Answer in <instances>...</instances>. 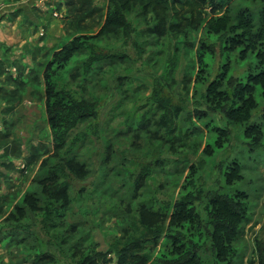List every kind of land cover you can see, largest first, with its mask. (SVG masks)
<instances>
[{"label":"rangeland","instance_id":"374dc122","mask_svg":"<svg viewBox=\"0 0 264 264\" xmlns=\"http://www.w3.org/2000/svg\"><path fill=\"white\" fill-rule=\"evenodd\" d=\"M21 1L0 0V4L5 2L8 8H16L21 6ZM75 1L23 0L28 12L40 17L39 24L51 20L45 26H57L60 36L55 37L47 49H37L33 65L23 66L22 74L19 71L15 81L10 79V88L0 92V101L10 105L7 113L0 115V122H6L0 131V264H32L42 253L53 257L54 262L49 259L37 264H77L81 250L88 244L102 253L101 258L108 260V264H116L119 258L110 243L125 234L127 227L126 233L131 232L130 211L135 210L138 203L157 208L164 204L163 199L174 201L187 191L195 192L190 175L194 166L196 171L201 165L200 176L197 179L198 174L195 175L194 180L201 183L199 202L204 205L207 191L215 189L218 173H229L228 165L232 160L241 163L238 173L241 177L235 176L229 183L224 176L219 178L227 191L250 192L251 216L237 249L243 257L241 264H251L256 260L254 237L264 222V94L255 82L264 69V41L252 43L246 38L247 41L240 39L242 43L229 44L233 33L241 37L242 28L215 31L208 21L211 16L223 15L214 10L221 5L222 10L230 8L233 13H250L251 21L262 25L258 31L257 27H249L254 40L261 29L264 31V20H258L264 13L263 0H194L193 8L184 4L191 0L174 1V5L169 4L171 0H162L164 2L157 3L159 8L145 11L140 5L133 11L121 7L128 17V28L123 31L118 24H112L110 29L116 33L90 42L105 53L121 55L123 62L114 68L105 66L107 74L103 83L106 87L98 83V89L94 90L100 107L91 127L85 122L77 124L69 131L67 145L58 151L54 149L43 112V99L35 93L43 94L48 87L46 83H52V79L66 83V87L79 94L93 91L90 85L78 82L84 75L81 66L87 57L85 53L73 55L58 73L50 74L51 68L43 72L64 43L77 37L79 41L82 34H89L86 24L90 20L83 18L84 27L77 26L74 20V9L81 7L84 0ZM85 1L87 9L82 15L97 7L98 14L94 18L103 21L115 5L108 0ZM116 2L120 4L122 0ZM173 12L178 15L171 16ZM177 21L178 26H171ZM97 27L92 30L96 32ZM79 49L86 53L90 50L87 45ZM239 50H246L245 55L241 57ZM94 63L92 69H97V62ZM70 68L78 69L75 77L66 74ZM223 72H226L224 81ZM220 78L222 84L217 91L224 95H232L238 82L244 84L251 78L256 106L250 109L246 122L229 123L233 120L226 115L228 104L208 95L209 87ZM26 95L36 102L32 110L37 105L38 108L35 115L34 111L25 114L28 118L21 134L14 122L10 123L15 120L9 112L14 110L17 100ZM168 100L179 111L169 114L166 120L161 119L165 111L161 102ZM135 127L149 129L153 133V144L148 145L144 131L135 132ZM135 133H138L136 138ZM255 137L262 146L251 145ZM191 142L196 143L195 149L190 148ZM107 147L112 148L111 156L104 163ZM55 154L64 160L73 156L86 162L89 169L88 174L78 177L67 170L69 195L62 205V200L43 194L36 182L46 175L48 165L57 161L52 158ZM28 191H35L37 197H32L39 201L36 209L27 207L24 217L23 200ZM44 208L48 211L44 212ZM206 237L203 234L201 239ZM147 241L150 246L136 251L143 259H136L134 264L157 263L156 257L169 248V232L164 230L154 241ZM212 256L209 250L204 252L202 263L218 264Z\"/></svg>","mask_w":264,"mask_h":264},{"label":"trees","instance_id":"16d2710c","mask_svg":"<svg viewBox=\"0 0 264 264\" xmlns=\"http://www.w3.org/2000/svg\"><path fill=\"white\" fill-rule=\"evenodd\" d=\"M108 1L110 4L115 3V5H113L112 11L109 12V17L106 20L104 19V21L94 18V15L98 14L97 7H92V9L87 11L85 15H82L84 10L87 9L85 0L80 3L81 7L74 9L76 12V18H74V20L77 26H80L81 24V26L84 27L85 24L82 25V21H84V19L90 20L88 23L89 25L86 24V29H89V34H82L83 36L81 35L82 37H80L81 39L79 41V38L77 37L78 39L73 38L69 40L68 43H64L58 52L54 54L53 61H49L48 66L43 71L45 73L51 68L50 74L58 73V71L64 69L65 65L73 55L85 53L87 57L83 61V66H81L84 75L78 82L90 85V88L93 89V91H89L86 95L79 94L76 90L66 87V83L52 79V83H50V81L46 83L48 87L43 94L39 92L35 93L43 99L44 113L51 130L52 143L55 150L59 151L67 145L69 131L77 124L85 122L87 123V127H91L93 119L97 116L100 107V99L98 98L97 92L94 90L98 89V83L103 84L102 86L106 87V85L104 86L105 83H103L104 76L107 74L105 66L114 68L117 63H122L124 59L121 58V55H117L116 53H105V51L99 47L96 48L94 42L90 41L94 40V38L99 39V37L105 36L108 33H116L117 31L110 29L112 24H118L123 31L128 28L129 20L126 13L121 11V7H124L126 11H133L140 5L142 11H145L148 10V8H150V10L151 8H159L157 3L164 2L165 0H122V3L120 4H117V0ZM174 1L179 2L180 0H171L169 4L174 5ZM71 2L75 3L76 1L71 0ZM184 4H190L193 8V5L196 3L194 0H191ZM169 8L172 10V7ZM229 9L230 8L222 10V5L214 8L218 13L223 12V15L211 16L208 21L209 25L215 28V31H217L218 28L222 29L224 32H228L230 29H236L237 26L242 28L243 33L241 37H238V35L233 33L229 38V44L238 42L242 43L244 40L247 41L246 38L252 43H256L257 40H259L260 43L264 41V31L262 29L258 36L252 40L251 36L254 33L253 31H249L252 30L249 27H257L255 28L256 31L262 27L260 22L251 21L252 14H243V11L233 13L230 12ZM177 15L178 13L175 14L174 12L171 14V16ZM258 20H264V13L258 17ZM96 24L98 25V30L95 32L92 29L97 26ZM173 24H177L176 26H178L179 21H177V23H171V26H173ZM240 39L243 40L241 41ZM82 45H87L90 50L86 53L83 49H79ZM245 52L246 50H239L241 57L245 55ZM94 62H97V69H92V66L95 64ZM53 64L56 65L53 66ZM225 66H227V64H225ZM67 70L68 71L65 72L68 76L75 77L76 70L78 69L70 68ZM224 74H226V72H223V81L225 78ZM250 80L251 78H249L248 82L246 81L247 83L245 82L244 84L238 82L234 87L233 92H231L232 95H224L222 92L217 91L218 86L222 84L221 78L220 81L213 84L214 86L211 85L214 80L210 83L211 86L209 87L208 95L210 97L212 96V99L219 98L218 101L222 100L225 105L228 104L226 115L230 120H233L229 121V123L235 124L236 122H246V120H248L247 118L251 115L250 109L256 106V100L253 97L254 91L251 90L252 86H250ZM255 82L259 83L262 93L264 94V69L260 71V75L256 77ZM246 87H250V89L247 90ZM160 99L164 100L166 98L161 97ZM161 104L163 109L165 108V111L161 114V119L166 120L169 114L172 112L176 114L179 111V108L172 105L169 100L162 101ZM173 118L170 122H173ZM169 128L171 129L170 125ZM139 130L144 131L148 139V145H152L151 138L153 133L149 129H146V127H135L134 129L135 132ZM246 132H248V129ZM137 135L138 133H135L133 136L136 138ZM259 136L260 134H258V137ZM4 137H6V135H4ZM258 137L253 139L251 144L253 147L262 146V143L258 141ZM218 141L219 138H217V143ZM195 147H197L196 143L191 142L190 148L195 149ZM67 148H70V146H67ZM107 150V155L109 157L107 155L106 158L104 157V163L110 158L112 148L107 147ZM52 158H57V161L49 164L46 160V164H49L48 172L43 177L38 178L36 182L40 184L41 192H43V194H49V196L54 197L56 200H62L60 202V205H62L63 202L68 199L69 195L68 191L70 185H67L68 182L65 177L67 170H69L74 176L78 177L83 176L86 173L88 174L89 169L86 162H80L73 156H68L64 160L57 157L55 154ZM43 163L45 164V162ZM241 166V163L232 160L228 165L229 173L223 174L219 172V177L224 176L223 178L226 183L232 182L235 176L241 177V175L238 174ZM195 168L196 167L194 166V171L190 175L191 183H193V185L195 184V187L193 186L195 192L187 191L174 201L171 199L165 201V199H163L161 203H164L163 205L165 206L162 205L157 208L146 205L145 203H138L135 210L130 211L131 221L129 226L132 229L130 230L131 232L126 233L128 230L127 227V230L124 231L125 234L123 233L121 237L115 238V241L110 243V246L113 247L114 252L119 258L116 264H134L136 259L142 260L143 255L136 253V251L150 246V242L147 240L154 241V239L158 238L164 230L169 232V248L165 254L156 257V261L158 262L155 264H203L201 258L204 252L208 250L212 253V258H214L215 263H243L242 254L240 255L237 246L239 240L243 236L244 226L248 223L251 216L249 214L251 203L250 200L248 201L250 192L239 189L227 191L221 184V178L217 177L218 179L215 180V189L210 188V190L207 191L204 196L207 200L203 205L199 202V199L202 196V189H200L201 183L198 184L197 181L194 180L195 175L198 174L197 179L200 176L201 165H199V168L196 171ZM35 195V191H28L24 195L23 201L25 202L26 207L23 209L24 217L26 216L27 207L29 210L37 208L35 204L39 201V198L34 199L32 196L37 197ZM48 204L50 203H47V205ZM38 209H41V206L38 207ZM19 210L22 209L19 208ZM43 210L44 212L48 211L47 208H44ZM73 227H75V225L71 226L70 230H72ZM203 234H206L208 237H206V239H201ZM253 246L256 253V260H252L250 263L264 264V222L257 230ZM74 255L75 254L72 256ZM101 256L102 253L96 251L92 244H88L81 250L80 257L76 263L108 264V260L106 261L101 258ZM49 259L54 262L53 257L51 258L47 253H42L32 260V264L47 262Z\"/></svg>","mask_w":264,"mask_h":264},{"label":"crops","instance_id":"0c3cea01","mask_svg":"<svg viewBox=\"0 0 264 264\" xmlns=\"http://www.w3.org/2000/svg\"><path fill=\"white\" fill-rule=\"evenodd\" d=\"M0 4V92H5L10 88V79L15 81L18 72L22 74L23 66L31 67L35 62L36 50L47 49L52 45L55 37L60 36L57 26H45L47 23H40V17L35 13L28 12L23 0L21 6L8 8L4 3ZM32 12H34L32 10ZM27 15V16H25ZM27 19H24V18ZM24 19V20H23ZM24 21V22H23ZM55 22L52 20V24ZM50 33H52L50 35ZM20 69V70H19ZM35 101H30V96H24L23 99L17 100L14 104V110L10 111V116L18 132L23 134V124L26 123L28 111L37 112L38 105L32 110ZM41 103V102H40ZM10 105L8 102L0 101V115L4 116ZM39 107H43L39 105ZM44 112V111H43ZM37 117V116H36ZM34 120V118H33ZM4 121V120H3ZM2 121V122H3ZM6 122H0V131L5 127ZM6 133L2 134L4 137Z\"/></svg>","mask_w":264,"mask_h":264}]
</instances>
